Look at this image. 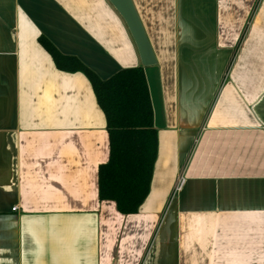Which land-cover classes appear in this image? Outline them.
Returning <instances> with one entry per match:
<instances>
[{
  "label": "crops",
  "instance_id": "1",
  "mask_svg": "<svg viewBox=\"0 0 264 264\" xmlns=\"http://www.w3.org/2000/svg\"><path fill=\"white\" fill-rule=\"evenodd\" d=\"M132 2L151 66L108 0H0V264H264V0ZM40 38L101 79L143 68L157 155L136 213L99 199L104 114Z\"/></svg>",
  "mask_w": 264,
  "mask_h": 264
},
{
  "label": "trees",
  "instance_id": "2",
  "mask_svg": "<svg viewBox=\"0 0 264 264\" xmlns=\"http://www.w3.org/2000/svg\"><path fill=\"white\" fill-rule=\"evenodd\" d=\"M39 42L58 69L85 74L104 114L108 158L98 167L99 199L113 201L122 214L136 213L148 194L157 155V130L143 68L121 69L101 79L77 58L61 55L45 39Z\"/></svg>",
  "mask_w": 264,
  "mask_h": 264
},
{
  "label": "water",
  "instance_id": "3",
  "mask_svg": "<svg viewBox=\"0 0 264 264\" xmlns=\"http://www.w3.org/2000/svg\"><path fill=\"white\" fill-rule=\"evenodd\" d=\"M108 2L124 21L136 46L141 65H154L156 62L154 54L132 0H108Z\"/></svg>",
  "mask_w": 264,
  "mask_h": 264
},
{
  "label": "built area",
  "instance_id": "4",
  "mask_svg": "<svg viewBox=\"0 0 264 264\" xmlns=\"http://www.w3.org/2000/svg\"><path fill=\"white\" fill-rule=\"evenodd\" d=\"M183 178L182 177H179V180H178V182H177V185L175 186V190H178L180 187H181V185H182V183H183ZM14 210V209H13Z\"/></svg>",
  "mask_w": 264,
  "mask_h": 264
}]
</instances>
